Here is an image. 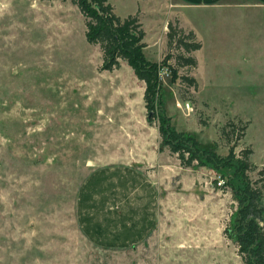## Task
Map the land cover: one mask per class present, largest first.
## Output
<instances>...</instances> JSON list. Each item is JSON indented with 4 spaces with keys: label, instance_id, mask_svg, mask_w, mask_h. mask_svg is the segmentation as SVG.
<instances>
[{
    "label": "rangeland",
    "instance_id": "rangeland-1",
    "mask_svg": "<svg viewBox=\"0 0 264 264\" xmlns=\"http://www.w3.org/2000/svg\"><path fill=\"white\" fill-rule=\"evenodd\" d=\"M110 2L137 16L147 59L172 54L177 75L159 71L172 124L222 155L251 148L258 179L264 9ZM168 22L195 33L201 47L181 51L196 66L177 65ZM84 34L71 0H0V264H244L224 232L236 207L227 171L160 149L145 83L124 60L102 69Z\"/></svg>",
    "mask_w": 264,
    "mask_h": 264
},
{
    "label": "trees",
    "instance_id": "trees-1",
    "mask_svg": "<svg viewBox=\"0 0 264 264\" xmlns=\"http://www.w3.org/2000/svg\"><path fill=\"white\" fill-rule=\"evenodd\" d=\"M71 1L84 17L86 41L98 44L101 48V68L111 71L119 68L120 60H124L145 83L143 99L148 113L152 112V117L147 120L151 122L154 118L158 119L160 149L167 148L182 166H207L215 171H227L226 182L236 200V207L224 232L236 244L244 264H264V168L258 171V179H251L250 171L256 168L250 160L252 149L248 147L236 153L231 146L222 155L216 145L204 144L195 133L178 130L165 113L160 92V69L169 66L173 75H177L176 69L168 63L172 54L167 53L161 61L147 59L143 51L146 46L145 31L137 16H118L110 0ZM167 28L168 48L180 50L174 55L177 65L196 66V58L183 53L201 47L195 33L192 30L186 32L170 22ZM183 79L190 85L197 84L194 77L183 76ZM244 128V125L238 127L241 130L236 138L244 135Z\"/></svg>",
    "mask_w": 264,
    "mask_h": 264
},
{
    "label": "crops",
    "instance_id": "crops-1",
    "mask_svg": "<svg viewBox=\"0 0 264 264\" xmlns=\"http://www.w3.org/2000/svg\"><path fill=\"white\" fill-rule=\"evenodd\" d=\"M172 3L174 4V6H178V7H186V6L207 7V6L227 5L234 7L250 6V7L259 8L260 10L264 9V0H173ZM261 14L264 16V11Z\"/></svg>",
    "mask_w": 264,
    "mask_h": 264
},
{
    "label": "water",
    "instance_id": "water-1",
    "mask_svg": "<svg viewBox=\"0 0 264 264\" xmlns=\"http://www.w3.org/2000/svg\"><path fill=\"white\" fill-rule=\"evenodd\" d=\"M151 116H152V112H150L147 117L150 118Z\"/></svg>",
    "mask_w": 264,
    "mask_h": 264
},
{
    "label": "built area",
    "instance_id": "built-area-1",
    "mask_svg": "<svg viewBox=\"0 0 264 264\" xmlns=\"http://www.w3.org/2000/svg\"><path fill=\"white\" fill-rule=\"evenodd\" d=\"M222 181L218 182V184H221Z\"/></svg>",
    "mask_w": 264,
    "mask_h": 264
}]
</instances>
